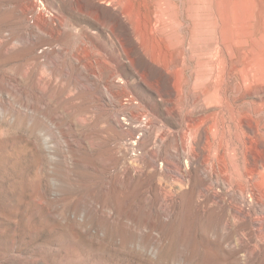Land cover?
<instances>
[{
    "label": "rangeland",
    "instance_id": "rangeland-1",
    "mask_svg": "<svg viewBox=\"0 0 264 264\" xmlns=\"http://www.w3.org/2000/svg\"><path fill=\"white\" fill-rule=\"evenodd\" d=\"M133 3L0 0V264H264V0Z\"/></svg>",
    "mask_w": 264,
    "mask_h": 264
},
{
    "label": "bare ground",
    "instance_id": "bare-ground-1",
    "mask_svg": "<svg viewBox=\"0 0 264 264\" xmlns=\"http://www.w3.org/2000/svg\"><path fill=\"white\" fill-rule=\"evenodd\" d=\"M129 3L131 5H134L133 0H129ZM162 5L160 3H158L157 1L155 2L154 7L152 8V20H153L152 23L150 22L151 18L149 19V16H147L146 13H145V6L143 5V3H141V2L137 3L136 12H135V19H136L137 24H138L139 34L143 38H145L147 40V42H149L151 44V46L153 47V50H155L157 53H162V51L164 49V48H162L163 44L161 45L160 39L156 36V34L154 32L155 31V25L159 22V18H160L159 17V13H161L160 11H162V10L159 9V6H162ZM164 14H165V16H166V18L168 20H170V21H175L176 20L175 14L169 13L168 11L164 12Z\"/></svg>",
    "mask_w": 264,
    "mask_h": 264
}]
</instances>
